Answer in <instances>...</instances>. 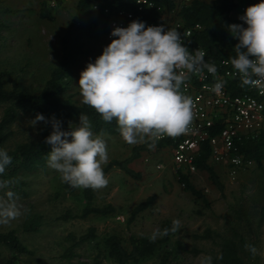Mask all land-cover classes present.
Returning a JSON list of instances; mask_svg holds the SVG:
<instances>
[{
    "label": "rangeland",
    "instance_id": "rangeland-1",
    "mask_svg": "<svg viewBox=\"0 0 264 264\" xmlns=\"http://www.w3.org/2000/svg\"><path fill=\"white\" fill-rule=\"evenodd\" d=\"M41 1L0 0V69L11 71L5 78L7 87L16 78L24 89L39 91L59 61L60 37L75 10L76 0H55L54 4L45 0L54 16L53 20L39 16ZM111 42L105 34L85 41L86 52L79 56L70 73L71 86L67 92L74 99H82L79 88L81 72L92 62L95 54ZM5 105L0 103V117ZM35 116L22 112L9 125L12 133L2 144L3 150L39 135L43 122L33 126L31 120ZM103 139L107 145L108 161L124 158L133 146L127 144L121 134H107ZM171 155L168 147L152 152L143 151L130 163L141 173L138 179L117 166L110 168L105 173L108 185L95 189L91 200L94 205L113 204L114 212L107 215L78 216L86 204L82 188L71 191L64 187L60 174L49 167L48 161L44 168L19 173L17 179L0 177V181H10L9 188L0 189V200H7V191L14 192L16 203L23 212L10 223L0 224V231L15 229L20 240L33 250L32 254H19L25 264H79L92 262L95 258L100 260V264H115L104 256L103 238L106 235L118 233L127 237L130 233H153L160 229L162 221L171 219L180 221V229L173 233L170 242L148 259L127 264H157L164 250L176 248L177 240L182 247L174 250L167 264H201L205 257H213L217 253L220 240L195 234L211 228L227 236L231 233V227L244 237L241 253L245 258L250 253L245 245L251 244L258 249L255 264H264V158L259 163L252 160L250 164L238 168L232 178L228 173V164L210 156L209 163L217 170L224 189L220 191L205 170L192 172L191 180L206 192L211 202V208H201L176 180ZM157 163H162L163 167L158 168ZM19 180L22 183L19 184ZM21 189L25 191L24 194ZM150 195L153 199L149 205L128 221L134 206ZM239 206L251 215L253 234L235 215L233 210ZM66 212L72 217L62 218L61 215ZM34 213L42 215V225L37 231H24L23 222ZM89 226L95 227L96 237L75 246L72 255L67 256L66 248L72 242L68 234L79 236ZM9 254L10 250L0 242V264H5Z\"/></svg>",
    "mask_w": 264,
    "mask_h": 264
},
{
    "label": "trees",
    "instance_id": "trees-1",
    "mask_svg": "<svg viewBox=\"0 0 264 264\" xmlns=\"http://www.w3.org/2000/svg\"><path fill=\"white\" fill-rule=\"evenodd\" d=\"M93 0H76L75 10L70 18L68 26L60 37L61 55L57 64L52 68L48 78L39 91H28L21 86L16 79H12L11 86L5 85V78L11 74L7 69H0V103H5L2 115L0 117V149L2 144L8 139L12 131L8 128L22 112L31 113L33 115L43 114L49 120L54 116L57 120L62 121V128L65 131L70 130L80 123L81 113L86 115L91 122L94 135L99 134L102 130L107 134H120L117 122L113 120L106 123L103 118L90 106L82 103V99H74L68 89L71 86L70 73L74 64L78 61L79 56L86 52L84 47L85 41L92 37H97L106 33L107 15L103 12V8L116 9L120 7L132 8V0H95L98 3L97 8L92 7ZM239 0H154L155 6L147 10L143 14V21L153 19L166 23L174 20H180L184 24H193L199 22L200 28L196 29L184 45L188 49L197 50L203 48L206 53V61L216 63L220 58L235 57V45L239 43L229 30L232 24H244L239 17L231 15L233 9L238 5ZM39 16L50 20L54 19L45 0L40 2ZM244 27H247L244 24ZM103 50L95 54L92 63L96 58L102 55ZM252 58V57H250ZM240 79L230 81L228 87L232 93L240 92L244 87L240 86ZM218 124L213 127L212 133H215ZM52 132L51 124L41 125L39 135L36 138L20 141L13 148L6 150L8 155L12 157L5 172L0 177L7 179L9 177L17 179L19 173L32 172L37 168H44L48 161V153L51 151V145L45 143V138ZM70 138V137H69ZM172 137L159 138L155 143V148L150 149L148 143L133 145L130 153L122 159L113 158L104 164L103 170L106 173L113 166L122 169L132 178H140L141 173L135 170L130 163L138 158L143 151L152 152L162 148L172 147ZM237 150L243 157L253 160V162H261L264 158V129L260 131L256 137H244L236 140ZM211 148L208 143H203L197 150L194 163L197 170H205L208 173L210 181L220 190L224 189L219 174L215 167L209 163ZM229 167V166H228ZM176 180L182 185V188L191 194L194 201L202 208H211V202L206 192L196 186L191 180V173L186 166H180L174 172ZM18 183H22L19 180ZM63 186L71 191L75 187L63 182ZM82 194L86 198V204L82 208L78 216H87L89 214L107 215L113 213L115 207L113 204L105 203L103 205H94L91 200L94 196V189H82ZM21 193L25 191L21 189ZM152 195L148 196L144 201L138 203L132 209L128 221H131L135 215L145 209ZM201 212V210H198ZM240 219L243 220L246 228L253 234V222L249 212L239 206L234 210ZM75 215V214H74ZM263 215V213H262ZM62 218L72 217L69 212L61 215ZM173 220L165 219L160 224V231L165 228L172 227ZM42 225V215L34 213L29 216L22 224L24 231H37ZM230 235L224 236L216 230L205 228L201 233L195 236L209 238L215 240L218 238L219 249L212 257V264H255V258L249 253L247 258L241 253V246L244 245V237L239 231L231 227ZM152 233L136 234L130 233L127 237H123L118 233H110L103 238L104 256L110 258L115 264H127L129 262H138L148 259L155 255L158 250L166 246L170 242L172 232L164 237H158L154 242L149 239ZM96 237L95 227L89 226L87 230L75 236L68 234V238L72 240L67 246V256H71L73 248L84 241L94 239ZM238 237V238H237ZM238 240H237V239ZM0 242L9 250L5 264H25L21 261L19 254H32L33 250L24 244L15 229L0 231ZM182 247L179 240L176 241L177 249ZM174 250H164L157 264H167L173 256ZM223 255V259L217 257ZM79 264H100V260L93 259L92 262H80Z\"/></svg>",
    "mask_w": 264,
    "mask_h": 264
},
{
    "label": "clouds",
    "instance_id": "clouds-1",
    "mask_svg": "<svg viewBox=\"0 0 264 264\" xmlns=\"http://www.w3.org/2000/svg\"><path fill=\"white\" fill-rule=\"evenodd\" d=\"M239 19L247 27L229 26L239 41L230 63L241 87H256L264 84V0L249 6ZM111 36L116 39L81 72L79 88L82 103L94 109L106 123L115 120L127 144L148 143L154 149L162 136L177 137L189 131L194 105L192 98L181 92V86L193 74L201 78L205 70L212 74L216 83L211 91L222 94L224 81L216 77V65L206 61V53L200 48L190 52L177 29L146 26V22L133 20L126 28H114ZM31 122L33 126L40 122L51 124L52 132L45 138V143L51 145L48 165L60 174L63 182L94 190L108 185L102 167L108 161L103 139L107 133L102 130L94 135L86 115L81 113L79 125H70L68 131L54 116L49 120L38 113ZM11 162L7 151L0 149V174ZM9 187L10 181H0V189ZM6 196L7 200H0V224H8L23 214L15 193L7 191ZM179 229L180 221L173 220L170 229L156 230L149 239L154 242ZM245 248L253 258L258 254L254 245L246 244ZM217 259L222 260L223 255ZM201 264H212V257H205Z\"/></svg>",
    "mask_w": 264,
    "mask_h": 264
},
{
    "label": "built area",
    "instance_id": "built-area-1",
    "mask_svg": "<svg viewBox=\"0 0 264 264\" xmlns=\"http://www.w3.org/2000/svg\"><path fill=\"white\" fill-rule=\"evenodd\" d=\"M52 4L55 0H50ZM133 7L103 8L107 15L106 37L116 39L111 32L116 27H128L133 20L146 22V26L165 25L169 29H177L184 43L192 33L201 27L199 22L184 24L180 20L166 23L147 19L143 21V14L155 6L154 0H132ZM254 0H241L237 9L243 15L249 6L255 5ZM92 7L97 8L98 3L92 1ZM205 52L203 48H200ZM189 51H195L189 49ZM218 69L216 77L224 81L222 94L217 95L211 91L216 83V78L206 70L203 78L193 74L191 79L181 86V92L193 100L194 118L189 125V131L177 137H172L171 156L174 172L180 166H186L190 172L197 170L194 158L197 150L203 143H208L211 148L210 156L217 161L228 164V173L234 178L238 168L248 165L251 160L243 157L238 152L236 140L246 137H256L264 129V84L256 87H244L240 92L232 93L228 82L239 79L236 70L230 61L223 57L214 63ZM220 126L212 133L214 126ZM166 136H162L164 138ZM162 168V163H157Z\"/></svg>",
    "mask_w": 264,
    "mask_h": 264
},
{
    "label": "crops",
    "instance_id": "crops-1",
    "mask_svg": "<svg viewBox=\"0 0 264 264\" xmlns=\"http://www.w3.org/2000/svg\"><path fill=\"white\" fill-rule=\"evenodd\" d=\"M210 1H211V0H210ZM239 1H241V0H239ZM254 1L256 2V4H258L259 2H261V0H260L258 3H257V0H254ZM231 15L234 16V17H240V16H241V14H240V12L238 11L237 7H236L235 9L232 10ZM229 61H230V60H229ZM228 84H229V82H228Z\"/></svg>",
    "mask_w": 264,
    "mask_h": 264
}]
</instances>
